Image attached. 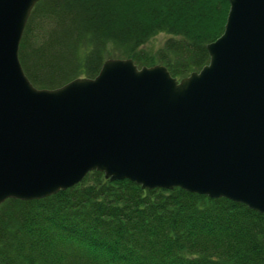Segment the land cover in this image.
I'll use <instances>...</instances> for the list:
<instances>
[{"label":"water","instance_id":"1","mask_svg":"<svg viewBox=\"0 0 264 264\" xmlns=\"http://www.w3.org/2000/svg\"><path fill=\"white\" fill-rule=\"evenodd\" d=\"M35 1L0 0V202L96 169L264 212V0H227L207 62L180 78L110 56L55 87L34 86L17 56Z\"/></svg>","mask_w":264,"mask_h":264},{"label":"trees","instance_id":"2","mask_svg":"<svg viewBox=\"0 0 264 264\" xmlns=\"http://www.w3.org/2000/svg\"><path fill=\"white\" fill-rule=\"evenodd\" d=\"M227 0H36L18 43L36 87L93 76L110 56L175 78L208 60ZM166 37L152 49L156 33ZM0 264H264V212L225 196L142 188L87 171L40 198L0 202Z\"/></svg>","mask_w":264,"mask_h":264},{"label":"rangeland","instance_id":"3","mask_svg":"<svg viewBox=\"0 0 264 264\" xmlns=\"http://www.w3.org/2000/svg\"><path fill=\"white\" fill-rule=\"evenodd\" d=\"M165 37L166 34L164 32H158L144 44V47H152V49H155L161 44Z\"/></svg>","mask_w":264,"mask_h":264}]
</instances>
